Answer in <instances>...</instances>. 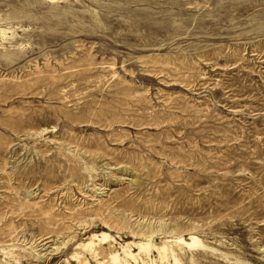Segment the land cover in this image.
Here are the masks:
<instances>
[{
  "label": "rangeland",
  "instance_id": "obj_1",
  "mask_svg": "<svg viewBox=\"0 0 264 264\" xmlns=\"http://www.w3.org/2000/svg\"><path fill=\"white\" fill-rule=\"evenodd\" d=\"M118 263L264 264V0H0V264Z\"/></svg>",
  "mask_w": 264,
  "mask_h": 264
},
{
  "label": "bare ground",
  "instance_id": "obj_2",
  "mask_svg": "<svg viewBox=\"0 0 264 264\" xmlns=\"http://www.w3.org/2000/svg\"><path fill=\"white\" fill-rule=\"evenodd\" d=\"M190 239H191L192 243H188V244H187L188 246L191 247V246H195V245H197V244H196L197 240H196V237H195V236L191 235V236H190ZM182 243H183V242H182ZM198 246H199V245H198ZM160 248L163 249V250L165 249L164 245H163L162 247H160ZM192 256H193V255H192ZM191 259H192V258H191ZM175 261H176V260H175ZM118 264H120V263H118Z\"/></svg>",
  "mask_w": 264,
  "mask_h": 264
}]
</instances>
